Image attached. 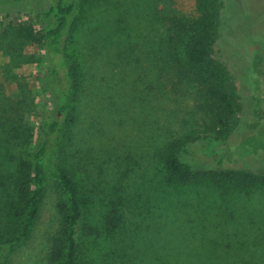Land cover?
<instances>
[{
	"label": "rangeland",
	"instance_id": "rangeland-1",
	"mask_svg": "<svg viewBox=\"0 0 264 264\" xmlns=\"http://www.w3.org/2000/svg\"><path fill=\"white\" fill-rule=\"evenodd\" d=\"M222 4V33L234 40L218 45L220 56L249 97L242 125L224 139L206 129L210 119L197 106L200 97L196 99L186 80L174 85L162 59L166 21L192 11L194 0H88L79 2L71 17L77 28L64 46L81 62L84 85L74 134L62 155L84 194L92 197L90 223H96L108 201L99 197L120 194L129 200V220L136 226L130 228L134 249L128 253L139 264H264V185L167 186L158 172V151L164 143L198 131L212 138L205 151L215 159L231 146L229 166L238 167L242 158L254 155L252 163L264 173V57L249 37L254 25L264 27V0ZM11 22L42 28L45 20L35 10L1 13L0 33ZM24 53L28 58L14 64L0 49V80L12 95L19 92V81L26 82L35 102L32 122L38 126L54 110L51 93L38 85L51 62L40 43L28 45ZM64 197L50 168L31 235L14 249L3 245L0 260L48 264L51 239L64 220ZM2 217L0 232L11 231L10 220Z\"/></svg>",
	"mask_w": 264,
	"mask_h": 264
},
{
	"label": "trees",
	"instance_id": "trees-1",
	"mask_svg": "<svg viewBox=\"0 0 264 264\" xmlns=\"http://www.w3.org/2000/svg\"><path fill=\"white\" fill-rule=\"evenodd\" d=\"M86 1L0 0V14L35 10L45 20L42 28L32 22L8 23L0 33V49L10 54V62L19 64L28 58L25 47L44 46L51 68L38 78V85L42 92L51 93L54 106L50 120L37 126L32 122L35 102L26 82L19 81V92L12 95L0 80V214L10 220L12 229L0 232V249L3 245L14 249L31 235L51 168L64 191L61 206L65 213L60 230L51 239L48 264H139L136 255L128 253L134 249L130 228L136 226L129 220V200L117 193L113 198L99 197V201H108L96 223H90L92 197L84 194L62 155L74 134L76 104L84 85L81 62L64 45L77 28L71 17L79 2ZM222 18V0H194L192 11L171 15L166 21L162 55L173 84L186 80L196 99L200 97L197 106L210 119L206 129H212L217 139L242 125L249 99L237 74L220 56L218 45L234 40L222 33ZM249 37L264 57V27L254 25ZM210 139L194 131L167 140L158 151L161 180L167 186L203 182L264 185V173L252 163L254 155L242 158L238 167L229 166L233 162L231 146L224 147V153L215 159L216 155L205 151ZM237 146L242 147L241 143ZM0 264L6 262L0 260Z\"/></svg>",
	"mask_w": 264,
	"mask_h": 264
}]
</instances>
